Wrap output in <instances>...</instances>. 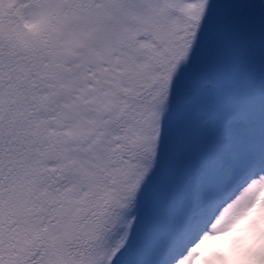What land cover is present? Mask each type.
<instances>
[{"label":"snow or ice","instance_id":"obj_1","mask_svg":"<svg viewBox=\"0 0 264 264\" xmlns=\"http://www.w3.org/2000/svg\"><path fill=\"white\" fill-rule=\"evenodd\" d=\"M264 193V0H0V264H191Z\"/></svg>","mask_w":264,"mask_h":264},{"label":"clouds","instance_id":"obj_2","mask_svg":"<svg viewBox=\"0 0 264 264\" xmlns=\"http://www.w3.org/2000/svg\"><path fill=\"white\" fill-rule=\"evenodd\" d=\"M191 264H264V193L202 237Z\"/></svg>","mask_w":264,"mask_h":264}]
</instances>
